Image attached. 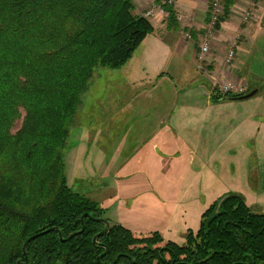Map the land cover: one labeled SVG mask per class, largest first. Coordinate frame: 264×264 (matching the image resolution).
I'll list each match as a JSON object with an SVG mask.
<instances>
[{
	"label": "trees",
	"instance_id": "obj_1",
	"mask_svg": "<svg viewBox=\"0 0 264 264\" xmlns=\"http://www.w3.org/2000/svg\"><path fill=\"white\" fill-rule=\"evenodd\" d=\"M235 2L225 0L217 29ZM136 7V0H0V264H264V212L237 192L216 200L184 244L159 232L136 236L117 222L99 238L102 247L94 244L105 228L97 219L108 218L69 185L68 140L95 70L123 67L154 31ZM165 11L172 25L175 9ZM211 96L238 97L215 87ZM86 213L94 218L69 238ZM56 227L65 240L51 230L24 254L29 237Z\"/></svg>",
	"mask_w": 264,
	"mask_h": 264
},
{
	"label": "crops",
	"instance_id": "obj_2",
	"mask_svg": "<svg viewBox=\"0 0 264 264\" xmlns=\"http://www.w3.org/2000/svg\"><path fill=\"white\" fill-rule=\"evenodd\" d=\"M144 1L136 0V11L139 14L145 11L144 6L141 7ZM161 3L162 0H151V5ZM211 3L212 0H179L175 8L176 20L171 22L172 25L169 24L167 16H158L156 20L151 19L154 31L147 36L134 56L119 68L123 71L118 79L121 83L120 87L126 86L132 89L141 87L145 94L148 93V87L151 85H154L153 89H155L159 83L168 81L175 86L177 80L186 82L188 79L196 83H187V87L184 85L182 89L178 88L179 94L182 93L183 96L193 93L194 89L201 90L198 95H187L189 97L185 101L179 102L178 98L171 109H165L169 115L165 116L167 122L163 123L164 125L152 129L149 133L144 132L143 129H137L136 143H143L136 145L133 154L124 159L119 157L124 147L122 143L118 145L114 155L107 154L109 161L106 165L108 168H115V171L114 175L110 176L112 182L109 184L108 192L98 189L97 198L107 208L108 215L115 222L121 223L136 233H150L158 230L165 239L175 241L176 237L181 239L175 233V230L179 228V209L183 210L187 197L196 200L202 188L208 189V179L203 182L201 178L202 165L211 166L213 154L212 150H207V147H213V141L216 140L212 138V130L198 127L197 123L189 126V122L192 121L193 124L199 112L202 115L207 114L213 106L246 101L229 100L217 104L209 91L211 84L197 71L195 48L198 49L206 33L211 15ZM248 9L252 11V16L249 20H245L242 13L243 10ZM186 32L192 33L193 39L185 38ZM263 35L264 0H236L229 15L210 40L212 52L218 51L217 55H221L225 42L241 39L236 47L238 59L236 66L239 73L241 70L238 64L242 61L241 57L257 48V41ZM242 46L244 47L241 49ZM222 62L223 58L214 56L212 70L228 67ZM187 68L192 72L187 73ZM185 76L189 78L185 79ZM178 91L176 88L177 94ZM145 102L151 103L143 97L140 98L139 104L143 106L139 109L141 116L146 114L149 118L151 114L147 113ZM152 103V109L158 113L161 112L159 106L165 107L158 97H154ZM131 104L130 101L125 107L130 109ZM121 109L124 110V107ZM131 112V109L126 111L133 117ZM151 117L154 118V116ZM144 120L146 121V117L142 118V121ZM209 120L211 123L215 121L213 117ZM108 150H110L109 147ZM196 158L202 164H196ZM122 160L124 161L120 162ZM190 167H194V171L192 170L189 177L187 173ZM187 178H190V181L184 182ZM124 181H131L132 184L123 186ZM181 184L188 189L181 188ZM163 204L166 205V209L163 208ZM197 205H200V202ZM194 209L192 208V212L195 211ZM197 211H201L200 206Z\"/></svg>",
	"mask_w": 264,
	"mask_h": 264
},
{
	"label": "rangeland",
	"instance_id": "obj_3",
	"mask_svg": "<svg viewBox=\"0 0 264 264\" xmlns=\"http://www.w3.org/2000/svg\"><path fill=\"white\" fill-rule=\"evenodd\" d=\"M143 6L145 11L137 14L144 16L145 12L154 4L151 5V0H145L141 4V7ZM156 17L152 19H158L157 15ZM149 20L151 21L150 18ZM151 23L154 27L153 22ZM205 37L206 35L204 34L202 39ZM185 38H187L186 35ZM238 41L240 42L241 39H238ZM233 42H225V46H222L223 52H220L221 55H217L218 51H214L215 53L212 52V55L208 56L207 69L205 67L200 68V62L196 58L197 71L212 85L208 84L210 86V94L214 91V87L218 88L220 93H223L222 89L224 86L231 82L236 84L238 88L243 86L245 88L244 93L255 89L259 91L243 103L213 106L207 111V114L203 115L199 112L198 118L193 120V124L192 121L189 122V126L197 123L196 126L198 127L212 130V138L216 140L213 141V147H207V150H212L213 154L211 166L202 165L201 178L203 182L208 179V189L202 188V192L197 195L198 198L196 200L187 197L185 199V207H183V210L179 209L180 222L179 228L175 230V233L181 239L178 237H176V241L165 239L158 230L142 234L133 231L136 236L151 235L153 232H159L165 241L171 240L178 244H184L189 230L198 231L203 213L216 200L228 192L242 194L250 207L264 212V35L257 41V48L246 54V56L241 57L242 61L238 64L241 70L239 73L236 66L237 57L235 61L233 60L234 62H227V54ZM195 49L198 53V49ZM242 54L244 53L242 52ZM214 56L223 58L222 64L228 67H224V69L218 67L212 70ZM186 72L192 71L187 68ZM122 73L123 71H120L119 68L100 67L95 70L89 89L84 94L82 104L75 116L68 140L66 172L69 185L75 191L94 198L100 204L101 202L97 198L98 189H103L105 193L108 192L109 184L112 182L110 176H113L115 171V168H108L106 165L109 161L107 154L114 155L118 145L122 143L124 144L122 155L118 156L122 157V159L130 156L134 153L136 145L143 143H136L137 129H143L144 132L149 133L152 129L164 125L163 123L167 122L165 116L168 114L165 109H171L172 104L178 98L180 99L179 102H182L189 97L187 95H198L201 92L197 88L194 89L193 93L183 96L182 93L179 94L178 88L182 89L184 85L187 87V83H196V81L188 79L186 82L177 80V85L175 86L168 81L159 83L155 89H153L154 85H151L148 87V93L145 94L142 92L141 87H133V89L126 86L120 87L121 83L118 79H120ZM184 78L189 77L185 76ZM243 78L248 80V82L245 79L243 80ZM203 84L207 86L206 83ZM176 88L178 94L176 93ZM232 89L235 88L232 87ZM228 93L230 92L223 94ZM237 95L240 96V94ZM142 97L151 102H145L144 106L147 108V113H150L154 118L151 116L147 118L146 114L141 116L139 107L143 105L139 104V100ZM154 97L160 98L163 105H165V107L159 106V109H161L159 113L152 109ZM130 101L132 103L130 109L134 115L133 117L126 113L130 109L126 108L127 106L125 107V105ZM217 104H220V102ZM121 107H124V110ZM143 117H146V121H142ZM210 117L215 119L213 123L210 122ZM21 123L22 120L18 121L13 130L19 129ZM136 124L141 125L137 126ZM108 147L110 150H108ZM215 147L216 151H214ZM203 149L204 147H202ZM195 162L196 164H202L197 158ZM195 169L197 170L198 168ZM192 170L194 171V167H190L187 173L189 177L192 174ZM188 181H190V178L184 180V182ZM131 184V181L123 182V186ZM180 187L188 189L183 184ZM198 202H200V205H197ZM101 206L106 210L105 217L108 218V221L110 220V226L116 223L108 215L107 208L102 204ZM162 206L166 209V205L163 204ZM199 206L201 211L198 212ZM192 208H195V213L192 212Z\"/></svg>",
	"mask_w": 264,
	"mask_h": 264
},
{
	"label": "built area",
	"instance_id": "obj_4",
	"mask_svg": "<svg viewBox=\"0 0 264 264\" xmlns=\"http://www.w3.org/2000/svg\"><path fill=\"white\" fill-rule=\"evenodd\" d=\"M179 0H162V3L160 5H154L151 8H149L144 16L146 18H155L157 16H167L168 13L165 11V5H170L173 8H176L178 6ZM226 7H225V0H212L211 8H210V20L207 25L206 29V37L200 41L199 47H198V53H197V61L200 62V68L205 67L206 63L209 61L208 56L212 55V45L210 42V39L213 37L214 33L217 30V24L221 21L222 17L225 15ZM245 20H249L252 16L251 10H246L242 13ZM182 18V16H180ZM186 37L188 39H193L192 33L186 32ZM238 45V41H234L232 46L229 48V52L227 54V62L235 61L237 57L236 47ZM233 61V62H234ZM207 69V68H206ZM234 87L235 89H232ZM223 93L230 92L228 94H243L245 91V88L243 86L239 87L234 83H228L224 86L222 89Z\"/></svg>",
	"mask_w": 264,
	"mask_h": 264
},
{
	"label": "water",
	"instance_id": "obj_5",
	"mask_svg": "<svg viewBox=\"0 0 264 264\" xmlns=\"http://www.w3.org/2000/svg\"><path fill=\"white\" fill-rule=\"evenodd\" d=\"M258 91H259L258 89L252 90V91H250V92H248V93H246V94H243V95H240V96H238V97L233 98V100H246V99H250V98H252L254 95H256V94L258 93ZM86 217L94 218V217H93L92 215H90L89 213L84 214L83 217H82V223H83V228H82V230L77 231L76 233L72 234L69 238H72V237H73L74 235H76V234H81V233L84 231V229H85V218H86ZM97 220L100 221V222H103V223L105 224V228H104V230H102L99 234H97V235L94 237V244H95V246H97V247H102L103 244L99 243V238H100L102 235H104L105 233L108 232V230L110 229V222H109L108 220H106V219H97ZM51 230H57V231L59 232V234H60V238H61L62 240H65V239L63 238V232H62V230H61L60 228H57V227H56V228H51V229H49V230H46V231L41 232V233L34 234L33 236L29 237V238L25 241V243H24V245H23L24 254L27 256V247H28V244H29L32 240L36 239L37 237L41 236L42 234L48 233V232L51 231ZM107 251H108V250H107ZM103 255H104V254H103ZM103 255H102V256H103ZM102 256H101V257H102ZM101 257H99V259H101ZM27 264H29V263H28V259H27Z\"/></svg>",
	"mask_w": 264,
	"mask_h": 264
},
{
	"label": "flooded vegetation",
	"instance_id": "obj_6",
	"mask_svg": "<svg viewBox=\"0 0 264 264\" xmlns=\"http://www.w3.org/2000/svg\"><path fill=\"white\" fill-rule=\"evenodd\" d=\"M104 230V229H103ZM109 231V230H108Z\"/></svg>",
	"mask_w": 264,
	"mask_h": 264
}]
</instances>
